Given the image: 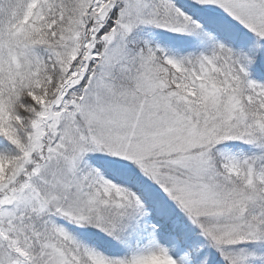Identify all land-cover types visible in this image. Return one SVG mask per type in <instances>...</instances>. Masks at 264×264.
Masks as SVG:
<instances>
[{"label":"snow or ice","instance_id":"1","mask_svg":"<svg viewBox=\"0 0 264 264\" xmlns=\"http://www.w3.org/2000/svg\"><path fill=\"white\" fill-rule=\"evenodd\" d=\"M0 264H264V0H0Z\"/></svg>","mask_w":264,"mask_h":264}]
</instances>
